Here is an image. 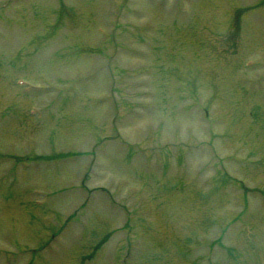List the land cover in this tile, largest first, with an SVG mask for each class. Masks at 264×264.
<instances>
[{
  "label": "rangeland",
  "instance_id": "rangeland-1",
  "mask_svg": "<svg viewBox=\"0 0 264 264\" xmlns=\"http://www.w3.org/2000/svg\"><path fill=\"white\" fill-rule=\"evenodd\" d=\"M176 1L62 0L65 9H61L56 0H22L11 3L10 10L0 12V264H31V259L36 260L38 256L35 264H83L77 259L79 254L85 253L82 245L86 248L89 245L87 254L83 256L85 262L89 251L100 248L96 245L99 237L108 241L109 236L103 235L123 225V220L116 218L113 221L98 212L94 219L86 220V228L79 234L81 237L77 238L75 234L68 244L61 242L56 248L42 251V235L57 234L55 229L48 231V222H52L56 228L59 222L56 219L66 209L74 208L76 201L71 200L72 205L66 208H61V205L57 210L52 209L51 204L36 208L32 190L43 189L52 194V199L59 195L63 204L65 197L69 196L61 193L76 182L79 167L46 168L35 161L15 164L12 159L31 157V160L37 161L51 160L58 157L56 152L86 149V136L83 135L89 133L90 129L98 131L100 124L107 122L112 112L114 119L121 108L127 107L124 104L126 95L121 89L131 94L135 90L140 92L152 87L162 91L160 97L164 99L157 96L151 98L150 109L140 112V122L150 120L153 123L159 117H164L167 123L163 127L143 124L135 132L137 139L148 145L168 141L164 143L166 152H159L162 157L159 163L164 162L169 168L164 174L168 184L162 189L155 185L161 175L158 167H153L147 173L149 178L142 175L141 166L135 162L131 169H127L126 177L120 170L122 157H116L112 153L114 151L104 155L103 169L98 171L100 178L97 176V181H105L104 174L110 182L127 178L124 192L129 193L128 198H123L122 190L114 195L119 204L133 200L132 209L136 208L138 201L142 204V210L132 217L130 227L134 230L129 232L139 240V252L134 249L128 264H179L172 260L175 252H178V257L184 255L185 243L196 242L198 237L205 234L200 232L203 228L200 209L204 211L206 207L200 203L207 205L212 202L208 210L212 216L221 213L224 206L230 207L228 198L220 202L218 198L210 200L187 184L188 177L193 181L196 171L206 165L213 154L211 152H215L216 165L209 163L200 176L197 175L201 183L208 176L219 185L222 180L226 181L225 184H234L233 178L222 179V175L213 170L224 166L231 177H245V183L264 191V88L247 94L238 82L244 72H249L243 69V61L256 59L262 54L264 62V0H182L188 2L191 11L185 7L181 19L173 24L171 9ZM2 2L6 3L5 0ZM183 2L182 5H185ZM253 5L257 7L251 12ZM112 7L113 11L118 9L115 13L119 15L116 18L119 25L127 26L120 31L121 50L114 55L112 63H105L113 71L114 83L117 84L115 89L110 88L109 80L113 81L108 78L109 72L95 67L98 60L106 61L98 54H106L103 48L114 35L109 27V38H102L97 31L98 25H109ZM154 26L166 27V31L159 30L154 34ZM176 26L178 33L173 35L167 27ZM147 44L152 45L148 47ZM153 44L159 45L160 52H154ZM193 52L195 56L191 57ZM160 64L165 67L164 79L168 78L169 72H174L169 68L176 67L178 74L176 81L165 80V86L176 85L173 87L178 88L177 94L182 97L191 95V92L200 95L201 101L211 112L212 136L208 130L205 131L208 123L202 122L197 115L185 114L172 120L166 109L169 103L165 100L167 91L161 86V80L156 79V75L162 73ZM143 67L152 71L147 72L144 68L142 73ZM18 76L40 83L43 88L57 87L59 99H70L47 111L44 119H36L30 116L29 110L31 103L39 97L30 95L31 92L25 93L16 84ZM42 77L45 78L37 79ZM103 77L106 79L103 80ZM51 99L49 94L43 93L42 100L47 101V105L53 102ZM86 100L87 105L81 106V101L86 103ZM101 102L103 105H99ZM58 118L61 119L60 123H56ZM54 119L55 122H52ZM125 119L127 123L119 127L129 133L133 130L128 126L132 119L125 115L121 121ZM144 127H151V130L144 133ZM105 129L107 131L109 128ZM172 143H177L181 149L175 152ZM241 144L243 149L240 148ZM195 145L202 149L196 151ZM101 149L104 151V148ZM51 150L53 153L48 155ZM145 157H148L147 154ZM141 158L137 161L140 162ZM110 164L113 170L107 174ZM179 171L182 173L179 174ZM172 174L177 177L173 178ZM198 181L195 179L194 182ZM130 187L134 192L131 193ZM211 194L221 196L216 188ZM252 195L249 193L251 210L246 218L253 215L251 211L256 215L251 216L253 218L248 219L247 224L251 231L255 230L254 246L262 249H250L244 235L238 230L230 235L232 238L228 244L232 249L238 247L234 249L235 252L230 249L217 256L218 264H241L237 260L239 257L246 259L244 264H260L264 259L262 201ZM190 204L194 211L189 210ZM106 207L111 211V204H106ZM235 212L222 220H234L237 216ZM185 215L191 221L186 220ZM124 236L126 234H120L119 238L110 242L112 249L110 243L107 244L101 253L104 258L98 259V255L88 264L111 263V254L114 257L117 243ZM92 240L97 242L94 246L90 245L93 244ZM114 243L117 244L115 249ZM121 253L118 252V257ZM189 258L194 264L199 263L196 256ZM261 264H264V260Z\"/></svg>",
  "mask_w": 264,
  "mask_h": 264
}]
</instances>
